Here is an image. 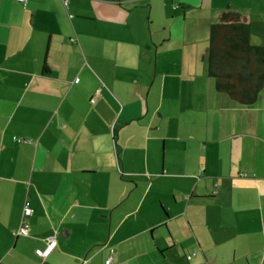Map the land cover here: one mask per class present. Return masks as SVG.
<instances>
[{"label": "crops", "instance_id": "0c3cea01", "mask_svg": "<svg viewBox=\"0 0 264 264\" xmlns=\"http://www.w3.org/2000/svg\"><path fill=\"white\" fill-rule=\"evenodd\" d=\"M227 9L264 45V0H0V264H264V88L208 71Z\"/></svg>", "mask_w": 264, "mask_h": 264}, {"label": "trees", "instance_id": "16d2710c", "mask_svg": "<svg viewBox=\"0 0 264 264\" xmlns=\"http://www.w3.org/2000/svg\"><path fill=\"white\" fill-rule=\"evenodd\" d=\"M247 18L233 9L222 10L211 23L208 71L218 93L233 104H254L264 88V45L254 44Z\"/></svg>", "mask_w": 264, "mask_h": 264}, {"label": "built area", "instance_id": "2783aa9c", "mask_svg": "<svg viewBox=\"0 0 264 264\" xmlns=\"http://www.w3.org/2000/svg\"><path fill=\"white\" fill-rule=\"evenodd\" d=\"M18 1H20L21 3H26L28 0H18ZM64 2L66 4H68V0H64ZM76 80L78 81L79 78H77ZM94 100L95 99L92 98V101H94ZM14 138L16 140H18V141L20 140L21 142L30 141V140H27V139L20 138V136L19 137L15 136ZM29 201L30 200H26L25 201L24 212L22 214L23 215L22 224H21V227H19L20 228L19 232L21 234H24V235L29 233V228H28L29 227V222L27 220V217L29 216V214L33 213V208H32L31 203ZM56 242H57V239L54 236L50 237L49 240L46 242L47 245L44 248H39L38 249L39 255L44 256V257L49 255L52 252V250L55 248V246L57 244ZM114 251L115 250L113 249L112 252H114ZM112 257L113 256L107 257V260H106L107 264L112 263V261H113Z\"/></svg>", "mask_w": 264, "mask_h": 264}, {"label": "rangeland", "instance_id": "374dc122", "mask_svg": "<svg viewBox=\"0 0 264 264\" xmlns=\"http://www.w3.org/2000/svg\"><path fill=\"white\" fill-rule=\"evenodd\" d=\"M209 43H210V40H209Z\"/></svg>", "mask_w": 264, "mask_h": 264}]
</instances>
